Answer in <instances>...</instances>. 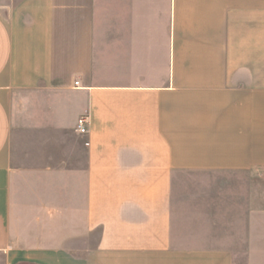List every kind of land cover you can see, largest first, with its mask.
<instances>
[{"label":"crops","instance_id":"crops-1","mask_svg":"<svg viewBox=\"0 0 264 264\" xmlns=\"http://www.w3.org/2000/svg\"><path fill=\"white\" fill-rule=\"evenodd\" d=\"M23 130L73 136L84 167H12ZM238 255L264 264V0H0L4 264Z\"/></svg>","mask_w":264,"mask_h":264},{"label":"rangeland","instance_id":"rangeland-1","mask_svg":"<svg viewBox=\"0 0 264 264\" xmlns=\"http://www.w3.org/2000/svg\"><path fill=\"white\" fill-rule=\"evenodd\" d=\"M86 163V152L77 144L73 136L60 135L58 133H43L35 131H18L13 135L11 147V165L22 171L42 168L44 166L59 167L66 170L83 168ZM216 176H190L187 177L185 191L180 194L182 200H194L195 182L210 185ZM222 183V180L217 179ZM224 182V181H223ZM225 183V182H224ZM204 194V193H203ZM213 194L212 192L206 193ZM215 194V193H214ZM220 194V193H219ZM189 215H194L195 208H186ZM207 229H212V223H201ZM98 235L92 237L91 244L96 246ZM0 264H4L3 257L0 256ZM236 264H247L246 256L238 255Z\"/></svg>","mask_w":264,"mask_h":264},{"label":"built area","instance_id":"built-area-1","mask_svg":"<svg viewBox=\"0 0 264 264\" xmlns=\"http://www.w3.org/2000/svg\"><path fill=\"white\" fill-rule=\"evenodd\" d=\"M76 132L80 135H85L88 132V118L86 116H82L78 119L76 125ZM88 145V143L86 144Z\"/></svg>","mask_w":264,"mask_h":264}]
</instances>
